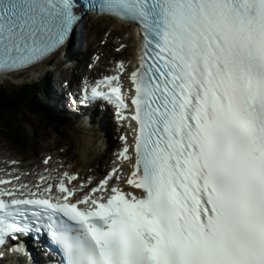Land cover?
I'll use <instances>...</instances> for the list:
<instances>
[{"label": "snow or ice", "instance_id": "snow-or-ice-1", "mask_svg": "<svg viewBox=\"0 0 264 264\" xmlns=\"http://www.w3.org/2000/svg\"><path fill=\"white\" fill-rule=\"evenodd\" d=\"M81 10L140 32L133 111L121 75L81 103L135 122L119 156L142 195L116 168L87 191L67 172L55 190L0 178V248L43 236L53 264H264V0H0V73L57 51Z\"/></svg>", "mask_w": 264, "mask_h": 264}, {"label": "rangeland", "instance_id": "rangeland-1", "mask_svg": "<svg viewBox=\"0 0 264 264\" xmlns=\"http://www.w3.org/2000/svg\"><path fill=\"white\" fill-rule=\"evenodd\" d=\"M112 29H114V32L110 33L108 36V32ZM121 39H129L128 43L130 45H132V42L134 41V37L130 35L125 25H121L111 18H96L95 16H90L88 20L84 21L79 38V47L77 46L76 49L70 50L77 51L75 54L73 53V56H71V53L56 55L48 63H45L42 68H40L41 75L39 77H32L31 72L28 71L26 74L23 73L18 75L17 80H13L14 82H12V80H0V86H6L9 88H15L22 83L31 81L42 79L45 81L42 91L34 96V101L36 103L33 106L34 108L27 110L25 114L27 120L24 122V127L27 131V134L32 135L35 138L34 148L26 153L21 151L20 148L13 146L8 141L3 130L0 128V147H4L6 149L2 151V156H9L13 158L17 157L20 159V156L22 157L23 154H26L29 159L25 161V164L34 165L36 163H41L45 155L52 154L54 158L60 160L64 159L66 162H68L65 165L68 166L69 169L74 167L73 170L79 171V169L83 168L86 173L90 172L92 174H94V172H92L93 167L98 165L106 166L104 165L105 161H102V159L104 156L108 155L109 151L111 150V148L108 146L109 144H113L118 141H116L113 137L107 140L103 138L101 133L99 136H97L103 141L102 148L99 153L88 163H82L73 152L74 135L78 133L79 125L84 122H90L89 124L92 126L93 131H95L98 129L96 124L100 122V117L96 115L91 117V112L81 118L80 114H72L67 118H57L51 116L49 115L51 114V110L49 109L48 104L53 102L48 96L47 91H53L50 86L53 84L52 82L54 77L59 76L61 78V86H64V78H66L68 75H75L71 74L72 71L75 72V70L79 75L77 83L82 77L86 78L87 76H91L93 74L95 75L108 72L110 69V64H103L102 62L105 58L107 59L108 54L105 58H103V54L99 50L108 52L112 51L113 48V53L116 55V57L125 56V53H118L115 50V48L117 49L120 46ZM102 40L108 41V44L103 45ZM74 44H76V42ZM93 53H98L97 55L101 56L100 65L96 70H90L86 73H83L82 66L88 68L89 63L92 62L91 60ZM130 53L131 52H128L126 55L129 56ZM69 57H76L75 59H77V61H73L72 64L68 65L67 67L66 65L63 66L62 64H66L64 62H68L67 60ZM61 60H63L62 63ZM73 68L77 69L71 71ZM48 115L51 118L48 117ZM21 117L24 118V116ZM31 123H33V125H30ZM57 127H61V129L64 130L63 135L60 133V130ZM106 146L108 147L107 151H105ZM59 156H61V158ZM28 172L29 171L27 170V173Z\"/></svg>", "mask_w": 264, "mask_h": 264}, {"label": "trees", "instance_id": "trees-1", "mask_svg": "<svg viewBox=\"0 0 264 264\" xmlns=\"http://www.w3.org/2000/svg\"><path fill=\"white\" fill-rule=\"evenodd\" d=\"M43 85L44 79L22 83L15 88L0 86V128L10 143L23 152H29L35 144V138L25 132L23 122L27 110L34 108V96L41 92Z\"/></svg>", "mask_w": 264, "mask_h": 264}, {"label": "bare ground", "instance_id": "bare-ground-1", "mask_svg": "<svg viewBox=\"0 0 264 264\" xmlns=\"http://www.w3.org/2000/svg\"><path fill=\"white\" fill-rule=\"evenodd\" d=\"M120 24L121 25H123V24L126 25V23H124L122 21H120ZM73 39H74V36L71 38L70 42ZM123 42H128V41H123ZM63 49H65V48H63ZM132 50H133V46L128 44V46L126 48H124V50H123V53H125V57H128V55H126V53L132 52ZM65 51L66 50H64V52ZM101 52L104 53L102 50H101ZM62 61L63 60H61V63H62ZM105 62L106 61L104 59V63ZM109 64H110V66H113L112 63H109ZM44 65L45 64H41V65H39L37 67H34V68H32V69H30L28 71L31 72L32 77H34V78L35 77H39L41 75L40 68H42ZM62 65H65V64H62ZM36 68H38V69H36ZM76 72H77L76 70H75V72L72 71L71 74H76ZM5 76L10 77L12 80H17L18 72L17 73H12V74H9V75L0 76V80L3 81L5 79ZM50 87L53 89V91L48 90L47 93H48V96L50 97V99L52 100V102H53L54 98H57L59 100H63V99L66 98V97H63V95H62L61 78L59 76L53 78V84H51ZM44 96H46V95H44ZM48 107L51 110V114H49L51 116H54V117H57V118H67V117L72 115L70 112H68L65 109L64 101L61 102V104H59V103L56 104L54 102L53 103H49ZM87 114H89L88 110L82 112L81 115H80V118L83 117V116H86ZM49 115H48V117H50ZM94 115H95V109H92L91 117L94 116ZM96 125L98 126V129L94 131L96 133V135L99 136V134L101 133L103 138L107 139V140L112 137L113 133L116 130L115 125L110 123V120L108 119V117H106V115L102 116V118L100 119V122L98 124H96ZM117 145H120V140H118L117 142H115V143L111 144V146H109V148H111V150L109 151L108 155L104 156V158L102 159V161H105L104 165H106L107 163L111 164L113 162V160L115 159L114 147L117 146ZM105 148H108V147L106 146ZM3 150H6V149L4 147H0V158H1V160H3V158H6L5 162H8L9 161V157L2 156L3 155V152H2ZM51 157L54 158V156H52V155H51ZM58 161H59L58 159H51L50 166L51 167H55L56 164H58ZM125 165L127 166L128 163H126ZM66 168L69 169V167H66ZM106 168H107V166H103V165H98V166L93 167L92 172H94L95 175L94 174L93 175L96 176V179H98L102 175L103 171H105ZM69 170H71V169H69ZM78 172L81 173V174L83 173L84 175L86 174V171L83 168L79 169ZM34 260L36 261V264H41V258H40L39 255H38L37 258H34Z\"/></svg>", "mask_w": 264, "mask_h": 264}, {"label": "clouds", "instance_id": "clouds-1", "mask_svg": "<svg viewBox=\"0 0 264 264\" xmlns=\"http://www.w3.org/2000/svg\"><path fill=\"white\" fill-rule=\"evenodd\" d=\"M102 144L103 141L97 137L92 126L84 122L74 135L73 152L82 163H88L99 153Z\"/></svg>", "mask_w": 264, "mask_h": 264}]
</instances>
